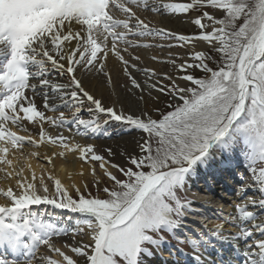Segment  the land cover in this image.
I'll return each instance as SVG.
<instances>
[{"label":"snow or ice","instance_id":"1","mask_svg":"<svg viewBox=\"0 0 264 264\" xmlns=\"http://www.w3.org/2000/svg\"><path fill=\"white\" fill-rule=\"evenodd\" d=\"M0 178V264H264V0H0Z\"/></svg>","mask_w":264,"mask_h":264},{"label":"bare ground","instance_id":"2","mask_svg":"<svg viewBox=\"0 0 264 264\" xmlns=\"http://www.w3.org/2000/svg\"><path fill=\"white\" fill-rule=\"evenodd\" d=\"M156 20H158L159 18H154ZM167 26H174V25H167ZM167 50H165L166 52ZM148 63V66H156V67H160L158 65H153L151 64L150 62H146ZM123 77H121V82H123ZM115 127V126H114ZM116 131L117 132H120L122 135H127L126 133L123 132V130L119 127H116ZM118 140V137L115 135H113V139L111 140H105L103 139L102 137H98L97 138V143L99 144H109V145H113L115 146L116 144V141ZM88 142H92V141H88ZM26 150H28L27 146H26ZM39 151H41L42 153L46 150L44 147H41L40 149H38ZM33 165L37 167V171H39V168H38V164H37V161L33 160L32 161ZM57 171H58V174L61 175V177L63 178L64 176V173L63 171L61 170V162L58 160L57 161ZM78 167V162H74L72 164H69L68 165V168L69 169H74V168H77ZM230 183H233L232 181H228V182H224L222 183L220 186H215L213 187L211 190L207 191L205 193V191H199L198 192V197H197V202L199 203L200 201L202 200H211L213 201V204L211 207H213L215 210L218 209L221 204L218 202V200L216 199L217 197V194H215L213 191H214V188H216L218 191L221 190L222 192H220L222 195L220 196H223V198L225 199V201H227L229 199V193H225V191H228L231 189V186L232 184ZM7 184L8 182L5 181L4 179L0 178V187H7ZM204 188V184H203V181H200L194 188H193V191H197V190H201ZM222 188V189H221ZM200 192H202L203 194H201ZM200 193V194H199ZM204 195H207V196H204ZM211 209V208H209ZM224 211L227 212L229 211V209L227 208V206H224ZM213 218H216V217H213ZM211 220H214V219H211ZM185 251H188V249H185ZM165 256H167V252H165Z\"/></svg>","mask_w":264,"mask_h":264},{"label":"rangeland","instance_id":"3","mask_svg":"<svg viewBox=\"0 0 264 264\" xmlns=\"http://www.w3.org/2000/svg\"><path fill=\"white\" fill-rule=\"evenodd\" d=\"M168 70H170V69H168ZM122 80H124V78L122 79ZM232 184V183H231ZM232 187V186H231ZM231 190V189H230ZM230 190H229V192H230ZM201 194H203L202 192H200ZM199 193V194H200ZM221 195V194H220ZM204 196H207V195H204ZM221 197L223 198V196H218L217 197V200H218V202L221 204L223 201H225V199L223 198V200H221ZM226 206V205H225Z\"/></svg>","mask_w":264,"mask_h":264}]
</instances>
